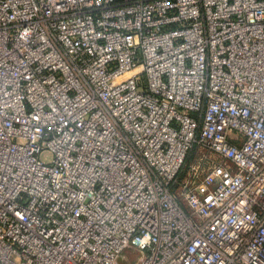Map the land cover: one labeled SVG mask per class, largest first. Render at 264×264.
<instances>
[{
    "label": "built area",
    "instance_id": "obj_1",
    "mask_svg": "<svg viewBox=\"0 0 264 264\" xmlns=\"http://www.w3.org/2000/svg\"><path fill=\"white\" fill-rule=\"evenodd\" d=\"M135 253L264 264V0H0V264Z\"/></svg>",
    "mask_w": 264,
    "mask_h": 264
},
{
    "label": "rangeland",
    "instance_id": "obj_2",
    "mask_svg": "<svg viewBox=\"0 0 264 264\" xmlns=\"http://www.w3.org/2000/svg\"><path fill=\"white\" fill-rule=\"evenodd\" d=\"M199 153L205 155V159H209V158L213 157L210 154H207L206 152H204L202 150H200ZM195 154L196 153L191 152L188 155V158H187L185 165H184V168H183V174H182L181 179H184V177H185L186 183L188 185L195 186V187L199 188L200 190H203L205 186H208L210 183L215 182L216 176H214V175L210 176L213 173L212 170L203 171V169L200 168V169L196 170L195 173L191 170V168H193L196 165V161L198 160L195 158ZM187 173H189V174L186 177ZM204 178H206L207 181L205 182L204 185H201L200 180H203ZM135 257H136V253L134 254V256H130L127 260H124V259L120 260L119 264H133Z\"/></svg>",
    "mask_w": 264,
    "mask_h": 264
}]
</instances>
